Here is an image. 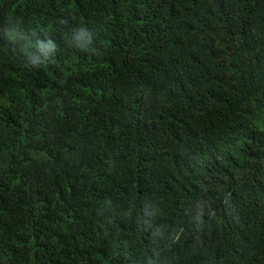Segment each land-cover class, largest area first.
Returning a JSON list of instances; mask_svg holds the SVG:
<instances>
[{
	"label": "trees",
	"instance_id": "1",
	"mask_svg": "<svg viewBox=\"0 0 264 264\" xmlns=\"http://www.w3.org/2000/svg\"><path fill=\"white\" fill-rule=\"evenodd\" d=\"M0 264H264V0H0Z\"/></svg>",
	"mask_w": 264,
	"mask_h": 264
}]
</instances>
